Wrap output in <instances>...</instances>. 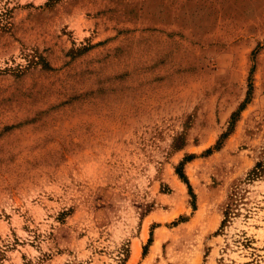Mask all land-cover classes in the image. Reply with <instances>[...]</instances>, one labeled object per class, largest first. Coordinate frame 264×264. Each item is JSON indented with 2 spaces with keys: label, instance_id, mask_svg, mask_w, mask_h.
<instances>
[{
  "label": "rangeland",
  "instance_id": "1",
  "mask_svg": "<svg viewBox=\"0 0 264 264\" xmlns=\"http://www.w3.org/2000/svg\"><path fill=\"white\" fill-rule=\"evenodd\" d=\"M0 264H264V0H0Z\"/></svg>",
  "mask_w": 264,
  "mask_h": 264
},
{
  "label": "trees",
  "instance_id": "2",
  "mask_svg": "<svg viewBox=\"0 0 264 264\" xmlns=\"http://www.w3.org/2000/svg\"><path fill=\"white\" fill-rule=\"evenodd\" d=\"M236 116H237L236 114H233V117H234V118H235ZM225 137H226V134H223V135L220 137V139L225 138ZM220 147H221V143H220V142H217L213 149L211 148V149H208V150L206 151V154H207V155H210V154L212 153L213 150L217 151V150L220 149ZM177 174H178L179 178H180V179H181V180H182V181L188 186L189 191L191 192V195H192L191 188H190V186H189V184H188V182H187V180H186V178H185V176H184V174H183V170H182V169L178 170V171H177Z\"/></svg>",
  "mask_w": 264,
  "mask_h": 264
}]
</instances>
